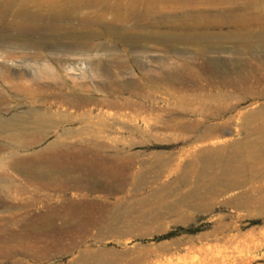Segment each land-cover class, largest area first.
Segmentation results:
<instances>
[{
	"label": "rangeland",
	"instance_id": "obj_1",
	"mask_svg": "<svg viewBox=\"0 0 264 264\" xmlns=\"http://www.w3.org/2000/svg\"><path fill=\"white\" fill-rule=\"evenodd\" d=\"M186 1L134 0L135 15L126 24L128 33L135 37L132 41H138L133 46L124 39L112 37L109 41H91L101 44L103 49L84 54L69 53L62 45L25 51L0 47V182L3 183H0V264H264V205L253 201L238 205L244 201L235 200L240 190L215 196L198 186L188 169L190 158L179 152L185 144L180 139L169 140L178 132L166 127L173 123L170 111L183 112L174 100L179 94L176 91L147 94L140 90L145 76L154 77L156 84H160L156 80L164 61L197 57V48L188 41L220 42L222 47L210 50L208 57L224 63L229 78L238 77L246 91L228 83L217 84L218 88L235 95L239 100L236 99L237 109L246 113V120L252 111L264 108V98L257 100L250 92H264V0H221L222 3L214 0L218 5L213 4V0ZM221 9H224L225 22L210 21L209 18L221 14ZM9 20H13V14L0 18L1 27ZM160 41L178 42L168 47ZM33 52L41 54L43 59L35 62L26 57ZM60 57L70 58V61L58 67L53 61ZM108 58L119 59L118 64H113L111 75L101 74L94 66H89L90 62ZM236 60L241 61L239 71H234ZM45 64L49 69L42 73H31L27 68ZM107 76L112 85L117 80L129 92H117L115 86L112 92L99 87V80L104 81ZM71 80H75L76 85L84 82L83 90L87 92L75 93L64 88V82ZM83 93L91 94L94 99L66 103L59 98ZM141 93L148 96L143 99ZM232 96L228 102L236 103ZM123 103L129 104L124 106ZM38 115L45 120L34 119ZM198 119L193 115L188 117V121ZM104 122L112 125L111 132L101 130ZM239 123L236 119L226 130L218 132L206 143L207 148L230 144L237 137L235 132L243 129ZM141 133L148 136L147 141ZM101 146L107 150L101 151ZM104 152L136 157L132 170L139 164L142 168H138L147 169L157 160L161 161L163 174L153 179L154 172L147 173L148 184L140 190L126 186L120 193H107L70 186L63 189L58 182L68 180L67 174L48 171L45 167L47 177L36 179L34 176L42 170L40 167L36 166L30 173L24 170V163L13 162L32 157L50 165L71 164L82 158L91 160ZM176 165V171L170 173ZM263 184L264 181H260L257 185ZM123 195L129 202L135 199L144 202V217L142 220L132 218L126 234L93 238L75 233L61 238L48 233L45 236L29 234L36 227H47L44 216L59 205L67 207L93 200L101 207ZM58 224L61 221L55 220L53 225Z\"/></svg>",
	"mask_w": 264,
	"mask_h": 264
},
{
	"label": "bare ground",
	"instance_id": "obj_2",
	"mask_svg": "<svg viewBox=\"0 0 264 264\" xmlns=\"http://www.w3.org/2000/svg\"><path fill=\"white\" fill-rule=\"evenodd\" d=\"M133 2L134 0H0V18L3 19L5 16L13 14V20H9L10 22L8 21V24H6L8 18L6 19L5 25L3 27H1L3 24L0 22V47L8 46L14 49H22L25 51L27 49L51 48L62 45L69 53L84 54L88 51L103 49L101 44H95L91 41H95L96 39H104L105 41H109L112 37H116L121 40L124 39L125 43H131L133 46L138 43V41H132V39H135V37L133 38V36L128 33L126 28L128 20L135 15L133 13L134 11H132ZM198 3L199 2L196 4ZM223 3L225 4V2ZM194 4L192 3V5ZM213 4L218 5V3H214V0ZM227 4L228 3H226L225 7ZM209 6L211 5L209 4ZM213 6L214 5H212V7ZM254 6L256 5L254 4ZM222 10L224 9H221V11ZM222 13H224V11H222L221 14L219 13L220 15H216V18H209V20L212 22H217L218 24L224 23L225 21L223 20ZM151 16L153 15L151 14ZM198 18L199 16L197 19ZM190 20L191 19H189V21ZM209 20L206 19L207 22ZM156 21L158 22L157 19ZM255 32L257 33V31ZM157 34L160 35L159 33ZM161 35L163 34L161 33ZM160 42L164 45H167L168 47H172L174 43L178 41ZM188 42L192 43L197 48L195 49V55L197 57H194L191 60H180V57L179 60H172L171 62L169 61V63L164 61L160 67V72L158 73L156 80L160 84H156V82L153 80L154 77L145 76L144 83L142 87H140V90L141 92L147 94L150 92H166L169 94L173 93L174 91L179 94L174 98V100L177 106L184 113L170 111L169 117L171 120H173V123L167 124L166 127L178 132V134L170 136L169 140L180 139L181 142L185 144L179 152L187 155L190 158L188 169L193 173V176L195 177L194 181H196L198 186H202L203 190L210 192L215 196L225 194L232 190H240V192L237 193L235 200L244 201L238 205L243 206L245 203L253 201L254 203L262 204L263 206L264 184H257L260 181H264V108H258L257 110L252 111L246 120V118H244L246 113L239 112L237 109L239 100L236 98L238 100L237 101L234 98L235 95L232 96L231 93L218 88L217 84L227 83L228 85L238 89H241L244 86L240 83L238 77L236 79L229 78V70L225 67L224 63L214 58L208 57L207 54L210 50H216L222 47L220 42ZM26 57H29L35 62L43 59V56L38 52L26 54ZM68 61H70V58L64 57V59H62L60 57V59H57L53 62L58 67H60ZM114 63L118 64L119 59L108 58L104 61L98 59L94 63L90 62L89 66H91V68L94 66V69L101 74L103 73L111 75L110 70ZM240 63L241 61L239 60L234 62L236 68L234 71H239L241 65ZM48 67L49 66L45 64L40 65L37 68H27H29L28 70L31 71V73H42L43 71L48 70ZM262 78L264 79V77ZM80 79L83 81L85 78L82 76ZM140 80L139 82L141 83ZM243 81L244 80L242 79L241 82ZM76 83L75 80H71V82L65 81L64 88L75 93L81 91L87 92L83 90V87H85L84 82H82L80 85H76ZM114 83L115 85H112L110 76H107L104 81L99 80V87H105L107 90L112 92L114 89L113 86H115L117 92L119 91L126 94L129 92H126L127 89L124 88L125 86L122 87V85H120L117 80H114ZM243 89L246 91L245 87H243ZM250 92L252 96L257 98V100L264 98V92ZM147 96L142 94L143 99H145ZM230 96H232V99H235L237 102L229 103L228 101H230ZM59 98L66 103H82L92 101L94 99L89 93H83L82 95L76 96L60 95ZM123 104L124 106H127L129 103ZM189 115L196 116L199 119L197 121H188ZM34 119L45 120V117L38 115ZM236 119L240 121L239 126L243 127V129H238L235 132L237 135L236 139L227 146L221 145L213 149L210 148L211 150H209L206 146V143L215 137L218 132H223L226 130L228 126ZM100 126L101 130L104 132H111L113 130L112 125L106 122L101 123ZM141 136L145 138V141H147L148 136L146 134L141 133ZM194 142H201L202 145H192ZM12 146L10 148H12ZM100 150H107V147L101 146ZM95 156L96 157L91 158V160L82 158L81 161H73L71 164L57 163L50 165L47 161H39L32 157L27 160L24 158V160L22 159L23 161L17 160L16 162H13L19 164L24 163V170L30 173H32L31 171H34L36 166L40 167L42 169L40 171L42 172L40 173L39 171V174H35L34 178L36 179H45L47 175L44 171L47 169L48 171L63 173L64 175L67 174V177L69 176L68 180L66 179L58 182L59 187H62L63 189L70 186L75 188L78 187L93 189L107 193H120L125 190L126 186H131L133 189L140 190L145 187L146 184H148L147 173L153 171L154 175L152 178L157 179L163 174L164 171L163 163L158 160L155 163L149 165L147 169L138 168L141 167L139 164L136 165V169L132 170L136 157H128L123 154L106 153ZM18 167L20 168L21 166ZM45 167H47L46 170ZM177 168L178 166L176 165L175 170L170 173H174ZM142 200L143 199H135L134 202H129L127 201V197L123 195L119 199H116V201L112 204L107 206L102 205L101 207H97L93 200L83 204H68L67 207L59 205L60 208L58 206V209L52 208L54 210H51V213L49 212L48 215L46 214V216H44L46 217V222H44L46 223L47 227L44 225V228L37 229L36 227L35 230H32V226L30 228L32 231L30 230L29 234L35 236L42 234L45 236V234L48 233L61 238L65 234L75 233L88 236V238H93L95 235H119L121 233H127V231H129L132 218L136 217L142 220L144 217L142 211V205H144V202ZM138 203L141 205H136ZM262 213L264 214V212ZM55 220H60L61 224L54 226L53 224ZM20 233L21 232H19V234ZM18 243L20 244V242Z\"/></svg>",
	"mask_w": 264,
	"mask_h": 264
}]
</instances>
